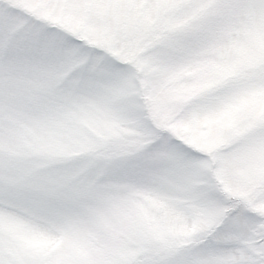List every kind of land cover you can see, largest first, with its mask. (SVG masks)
Instances as JSON below:
<instances>
[{
  "label": "clouds",
  "instance_id": "1",
  "mask_svg": "<svg viewBox=\"0 0 264 264\" xmlns=\"http://www.w3.org/2000/svg\"><path fill=\"white\" fill-rule=\"evenodd\" d=\"M25 2L126 71H90V54L66 61L36 45L0 53V264L222 258L199 248L221 210L264 217V26L182 0ZM184 34L161 64L162 42ZM165 133L203 159L153 148ZM239 232L230 222V237Z\"/></svg>",
  "mask_w": 264,
  "mask_h": 264
},
{
  "label": "snow or ice",
  "instance_id": "2",
  "mask_svg": "<svg viewBox=\"0 0 264 264\" xmlns=\"http://www.w3.org/2000/svg\"><path fill=\"white\" fill-rule=\"evenodd\" d=\"M182 2L192 9L194 14L204 11L227 14L246 29L264 26V0H182ZM74 3L78 4L79 0H74ZM99 11L98 6V14ZM230 29L231 25L222 29L219 38L227 40L231 34ZM188 40L187 34L166 38L162 42L160 63L166 64L169 59L174 58L177 50L184 49ZM32 45H36L45 54L49 51L61 54L66 61L80 54H90L93 58L90 71H94L97 64L113 74L126 71L118 61L105 57L100 49L89 48L74 35L41 25L31 15V9L25 0H0V53L7 50L11 58ZM261 123L264 124V120ZM161 145L171 149V154L177 160L203 159L202 152L195 151L167 133L163 134L152 147L158 148ZM259 182L261 190L257 195L264 197V177H261ZM218 199L227 203L222 196H218ZM230 222L240 226V232L234 237L229 235ZM208 227L210 235L199 248L212 249L223 254L222 258L209 261L208 264H264V217L240 205L235 209L221 210ZM201 255L202 252L193 251L191 259L181 260L179 264H205L199 258Z\"/></svg>",
  "mask_w": 264,
  "mask_h": 264
}]
</instances>
